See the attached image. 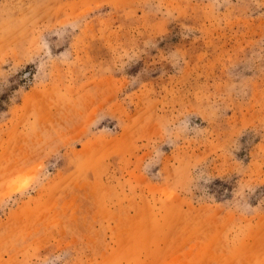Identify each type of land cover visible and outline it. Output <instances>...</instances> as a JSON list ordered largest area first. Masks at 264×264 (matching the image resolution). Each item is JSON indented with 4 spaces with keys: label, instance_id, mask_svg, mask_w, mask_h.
Wrapping results in <instances>:
<instances>
[{
    "label": "rangeland",
    "instance_id": "374dc122",
    "mask_svg": "<svg viewBox=\"0 0 264 264\" xmlns=\"http://www.w3.org/2000/svg\"><path fill=\"white\" fill-rule=\"evenodd\" d=\"M0 264H264V0H0Z\"/></svg>",
    "mask_w": 264,
    "mask_h": 264
}]
</instances>
